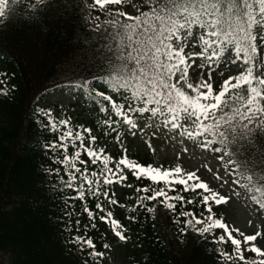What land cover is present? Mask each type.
I'll list each match as a JSON object with an SVG mask.
<instances>
[{"label":"trees","instance_id":"1","mask_svg":"<svg viewBox=\"0 0 264 264\" xmlns=\"http://www.w3.org/2000/svg\"><path fill=\"white\" fill-rule=\"evenodd\" d=\"M90 3L92 0H48L46 4H36V0H22L21 4L13 8L10 18L0 23V73L4 74L0 75V80L3 81L0 88L10 90L7 96L0 94V253L7 256V264H84L85 260L87 264H97L120 247L119 250L127 264H223L221 250L230 255H235V251L230 242L224 245L214 239V236L223 235L219 229L202 237L190 228L187 232H181L180 228H187V225L176 223L177 219H188L179 215L182 211L193 212L197 218H206L207 207L200 203L202 194L199 189L196 192L191 189L183 191V186L175 181L171 186L165 185L163 181L157 184L147 177L137 178L133 170L125 168L123 174L127 177L126 180L117 179L111 186H107L109 197L116 199L117 204L106 205L101 212L95 209V198L86 197L94 217H89L83 212L84 201H69L70 204L74 203V207L65 208L61 199L62 193L50 190L49 185H58V180L55 174L49 179L48 173L43 170L44 167H59L61 175H64L65 179L67 176L64 174L63 165L53 163L52 157L59 156L60 153H53L45 147L47 142L57 141L60 133L45 127L48 117L42 115L40 109H51L49 105L43 106L42 103L48 94L60 88L79 95L81 101L76 102V105L83 109L82 118H73L66 111H61L60 119L70 118L74 133L82 131V128H91V135L97 137L91 146L97 150L100 147L105 149L104 154L112 157L110 167L125 155V149L129 159L145 166L151 164L153 167H161L162 170L177 166L171 162H156L149 155L137 158L127 147L113 149L111 142L116 132L130 130V126L124 124L123 118L111 111L107 115L100 112L99 104L84 96L82 91L75 87L81 78L92 79L94 76L104 75L107 69L105 57L111 56L104 47L111 41L102 32L93 31L91 28V18L96 9H89L87 4ZM26 4H36V9L29 10ZM142 4L143 0H122L120 5H107L99 22L103 27L105 21L115 18L110 16L109 12L126 13L128 6L137 8ZM140 10H146V7ZM114 31L108 26V33ZM231 54L240 65L238 71L231 76L234 77L245 70L247 65L244 64L242 54L239 59L234 49ZM257 72L258 63L254 75ZM94 86L97 91H104L106 95H112L117 102H121V94L124 93H114L100 81H94ZM238 91L240 95H247L246 89ZM234 106L239 107V103ZM51 114L53 116L52 109ZM128 115L136 124L143 118L165 123V118L159 115L152 117L151 113L129 112ZM109 116L112 120L120 121V124H113L111 128L105 125L103 120ZM189 123L187 130L192 131L195 126L191 121ZM207 123L211 124L212 121ZM167 125L172 127V122L169 121ZM112 128L117 131L113 132ZM63 130L62 128L60 131ZM84 135L85 146H89V134ZM194 139L202 144L205 139L219 140L211 134ZM256 143L260 151L264 152V138L258 137ZM206 148L232 162L237 178L247 179L252 175V182L249 183L247 179L246 186L252 199L255 196L264 202V179L261 176L264 157L256 148L246 142L230 143L229 140L222 144H210ZM215 148H220L221 151L217 152ZM68 151L69 154L73 152L71 146ZM81 159L88 161L89 172L100 166L99 161L97 165H91V158L87 157L85 152L81 153ZM77 166L82 167L79 164ZM129 184L131 187H128ZM147 186L157 189L164 187L169 196L183 195L185 201H172L176 203V211H172L167 209L165 204L159 203L163 197H158L155 201L145 200L143 205L154 208V211L149 213L147 207L138 203L139 197L152 194L142 191ZM137 188L141 189L139 193L136 192ZM254 188H260L261 191L257 193ZM65 193L69 197L75 195L72 189H65ZM107 199L101 197V201ZM188 200L192 203H187ZM129 208L135 211L129 212ZM261 210L264 213V209ZM65 211L72 212V216H65ZM107 211H112L113 218L119 219L127 227L125 234L129 239L126 242L114 236L107 221L99 219V216L106 215ZM201 213H204V216H201ZM129 216H135L136 219L129 220ZM215 218L222 219L220 215ZM77 220L80 221L79 225L76 224ZM69 222L71 232L65 231ZM93 223L95 228L91 226ZM76 234L90 236L96 244V249L104 251L105 255L101 258L89 257L87 252L91 249H86L83 254L78 253L75 246L65 243L66 239ZM105 242L110 244L107 250L102 248ZM261 244L264 245V232ZM257 246L262 249L260 245ZM261 259H264V256L247 252V261L258 262ZM231 264L245 262L236 258Z\"/></svg>","mask_w":264,"mask_h":264},{"label":"snow or ice","instance_id":"2","mask_svg":"<svg viewBox=\"0 0 264 264\" xmlns=\"http://www.w3.org/2000/svg\"><path fill=\"white\" fill-rule=\"evenodd\" d=\"M22 0H0V23L10 18L13 8L21 4ZM48 0H36V4H46ZM122 0H92L87 4L89 9H104L105 5H120ZM36 4H26L29 10L36 9ZM146 7V10L140 9ZM136 15H128L122 11L109 12L114 19L104 22L102 27L100 17L91 18V28L93 31L102 32L111 43L106 44L111 56L105 57L107 69L104 75L94 76L92 79L81 78L76 82L75 87L80 89L84 96L93 99L99 104V111L106 115L111 111L116 116L123 118V123L136 129L137 124L129 112L151 113L152 117L159 115L165 118V124L172 122L173 128H181L177 123L184 118L191 121L195 126L192 131L187 132L189 137H207L209 134L218 137V141L205 139L203 146L219 142L230 143L246 142L256 148L257 152L264 157V152L260 151L256 141L257 138H264V74L254 75V69L259 61L261 68H264V50L258 48V37L264 43V0H143V4L136 8ZM86 18V22H87ZM108 26L115 31L108 33ZM194 32L196 33L194 35ZM191 40H196L199 45H203L202 50L195 55L205 56L211 52L208 59L230 55L232 49L236 53L237 59L243 57L246 69L234 77L223 79L222 85H217L214 90L212 82L201 80L199 83L188 81V68L186 60L193 53H185V48L189 46ZM235 63V61H233ZM183 66V67H182ZM0 75H4L0 73ZM175 78V80L173 79ZM94 81L102 82L106 87L111 88L114 93L121 94V102H117L112 95H106L104 91H97ZM235 81V82H232ZM0 83H3L0 80ZM190 90L192 94H189ZM246 89V96L240 95L238 90ZM8 88H0V94L7 96ZM135 102V106H133ZM239 103V107H235ZM127 106V107H126ZM151 106V107H150ZM42 115L48 117V124L45 127L53 132H59L57 141H49L45 147L51 149L53 153H60L53 156V163L63 165L64 175H61L59 167H44L49 179L55 174L58 185H49L51 191L62 193L61 199L65 208L74 207V203L69 201L81 200L83 212L89 217H94V212L89 209L87 196L95 198V209L104 211L106 205H115L117 200L109 197L107 186H111L115 180L124 181L123 174L126 169L133 170L137 178L147 177L157 184L163 181L165 185L171 186L175 181L183 186V191L191 189L203 190L208 195H202L200 203L207 207V216L204 219L197 218L193 212L182 211V217L186 220H176L177 224L187 225L181 227V232L192 231L199 233L202 237L216 229H222L227 233V240L234 246L236 256L233 257L228 252L221 250L220 257L245 264H264V259L257 261H247L241 248L243 242H253L261 235L260 231L255 234L244 235L240 229L242 239L236 238L229 230V225L220 218H215L213 203L217 206L227 203L231 197L222 195L213 190L208 182L201 179L195 171H187L179 165L174 168L162 170L161 167L147 166L131 160L125 155L114 162L110 167L112 157L105 155V149L99 150L92 147L97 140L95 135H91V128H82V131L73 132L70 118L57 121L51 114V109H40ZM211 120L209 124L207 121ZM110 128L113 124H120V121L112 120L111 116L103 120ZM82 127V126H81ZM64 129L62 132L61 129ZM116 132V128H112ZM89 134V146H85V135ZM135 133H133L134 135ZM119 141V133L116 136ZM79 141V144H77ZM73 152L69 154V147ZM60 150H63L60 152ZM215 151H221L215 148ZM85 152L91 158V165L100 166L89 172V163L81 159V153ZM62 156V158H61ZM82 167H78L77 165ZM123 166V167H122ZM183 173V174H182ZM264 179V170L261 172ZM249 183L253 177H247ZM79 181V183H77ZM189 181H196L189 183ZM128 187H131L129 184ZM65 189H72L74 196H67ZM141 189L137 188L136 192ZM144 193L151 192V195L141 196L138 203L143 205V201H155L158 197L164 199L159 201L165 204L167 209L176 211V203L172 201H185L183 195L169 196L164 187L153 188L150 186L142 189ZM259 193L260 188H254ZM114 195V194H113ZM101 197L108 198L101 201ZM261 209H264V202L253 196ZM191 204L192 201L188 200ZM124 207V205H121ZM129 212L135 211L133 208ZM149 213L154 211L153 207H147ZM72 212L65 211V216L71 217ZM204 216V213L200 214ZM101 221H107L116 238L126 242L129 237L125 234L127 227L119 219L113 218V212L107 211L106 215H100ZM129 220H135V216H129ZM77 220L76 224L79 225ZM95 228V224L91 225ZM65 231L71 232L70 222L65 226ZM218 242H226L225 235L214 236ZM76 247L77 252L83 254L86 249L87 256L101 258L104 251L96 249V244L90 236L71 235L65 241ZM102 248L107 250L110 244L105 242ZM249 251L264 256V251L256 244H252ZM87 264V261H84Z\"/></svg>","mask_w":264,"mask_h":264},{"label":"rangeland","instance_id":"3","mask_svg":"<svg viewBox=\"0 0 264 264\" xmlns=\"http://www.w3.org/2000/svg\"><path fill=\"white\" fill-rule=\"evenodd\" d=\"M106 7L107 5L104 6L103 10L97 8L93 13V18L96 16L101 18L106 11ZM126 14L136 15L137 11L135 12V9L130 6L127 8ZM202 48L203 45H199L196 40H191L189 46L185 48L186 54L193 53L186 60L188 81L196 84L201 80H207L213 83L214 90H216L217 85H222L223 79H228L236 73L240 65L236 62L233 63L235 59L232 54L222 55L218 58L212 57L211 59H208L211 55L210 52L205 56L195 55ZM258 48L264 50V43L259 41V37ZM261 54H264V52ZM257 63L258 72L255 75L264 74V68L260 67L259 61ZM173 79L175 80V78ZM185 91L192 94L186 88ZM80 101L81 97L73 91L55 89L47 95V99L42 105L51 107L53 117L56 120L60 119L59 113L61 111H66L73 118H82L83 109L80 105H76V102ZM180 125L181 128H173L161 123L159 120L152 121L149 118H143L138 121L136 129L116 132L112 138L111 147L113 149H125L127 147L137 158L149 155L159 163H176L184 169L185 173L195 171L203 181L209 183L213 190L231 197L227 203H222L219 206L213 203V211L215 214H219L223 221L229 225V230L233 232V235L242 239L240 232L249 235L260 231L261 235L254 242L256 245L261 244L262 233L264 232V214L253 202L245 185L235 179L233 170L230 169L231 164L226 163L223 158L216 156L195 139L185 134L184 128H187L188 120L183 119ZM118 133L120 135L119 141L116 139ZM133 133L135 134L133 135ZM201 191L204 193L203 190ZM208 194L205 193L204 195ZM237 228L240 229V232L235 231ZM220 231L226 237V242H223V244L226 245L231 242L227 240V233L222 229ZM251 245V242L242 241L241 248L245 257ZM119 249L121 250L120 247ZM119 249L113 250L110 256L97 264H127ZM232 256L235 257L236 254ZM221 260L223 264H231L232 262L226 258ZM0 262L7 264V256L0 253Z\"/></svg>","mask_w":264,"mask_h":264}]
</instances>
